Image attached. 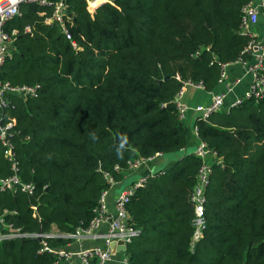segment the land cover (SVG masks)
Here are the masks:
<instances>
[{"label": "trees", "instance_id": "1", "mask_svg": "<svg viewBox=\"0 0 264 264\" xmlns=\"http://www.w3.org/2000/svg\"><path fill=\"white\" fill-rule=\"evenodd\" d=\"M247 1L102 0L89 7L66 0L77 48L44 21L50 7L22 2L5 22L11 56L1 78L40 84L36 96L12 97L4 111L14 122L18 175L35 190H0L4 219L30 232L87 226L108 177L122 182L135 159L182 151L189 128L174 97L186 80L207 90L219 84L221 64L237 59L249 40L240 31ZM195 125L197 139L214 152L202 236L192 239L191 201L202 160L183 153L126 203L140 229L128 261L264 264L263 101L243 100ZM3 152L0 146V177L11 174ZM67 241L48 239L51 246ZM40 246L36 238L0 241V264H56L57 255L38 253Z\"/></svg>", "mask_w": 264, "mask_h": 264}, {"label": "built area", "instance_id": "2", "mask_svg": "<svg viewBox=\"0 0 264 264\" xmlns=\"http://www.w3.org/2000/svg\"><path fill=\"white\" fill-rule=\"evenodd\" d=\"M88 6L93 7L102 0H87ZM36 3L39 6L51 8V13L44 18L46 23H56L64 36L71 42L74 48L78 47L77 42L73 39L67 20L70 17L66 12V0H0V146L4 148V157L10 163L11 174L6 177H0V190L24 191L33 194L35 185L31 182L23 181L19 175V162L16 156L14 143L11 136L14 133V122L6 120L4 111L12 100V97H34L38 94L40 84H14L1 78L2 66L7 58L11 56L9 33L5 29V22L8 18L19 15L22 3ZM260 7L264 17V0H260ZM240 13V31L246 34L249 40L242 49L241 55L233 60L221 64L219 84L225 83L223 91L213 92L211 100L207 104H196L189 107L183 101V95L187 86L206 89L203 82H194L191 80L184 81L180 90L174 97V103L179 118L182 120L187 109L192 108L197 112L196 121H207L211 114L221 109L227 92L231 91L233 85L238 79L227 83V69L233 64L240 65L246 73L251 76L248 89L241 97L236 98L232 106L240 104L243 100L253 98L256 102L263 101L264 104V36L259 37L254 32L252 26L259 19V5L248 0L241 7ZM29 30V27H26ZM194 135L196 144L193 153L202 160V164L196 175V183L191 194L194 216L192 218L194 232L192 239L197 241L206 227L205 203H206V185L209 182L212 173L210 161L214 157V152L210 151L206 143L197 139V126L194 124ZM155 156L141 157L129 163L130 171L138 166L146 164L155 159ZM149 175H139L129 184L121 188L116 194L114 207L111 209L107 202L108 189L116 182L112 177H108L110 182L109 188L103 190L98 199V204L94 209V215L89 224L84 227H77L70 232H61L57 229L50 231H22L15 228L7 222L3 215L0 214V241L8 238H36L40 241L41 246L38 253L49 251L54 252L58 259L56 264H107L113 259L114 254L111 252L110 243L112 241H121L125 248H119L121 261L123 264H130L128 261L127 247L134 237L140 234V229L133 226L132 218L126 210V203L134 195L136 190L145 185ZM50 238H66L68 241L62 246H51L48 242ZM83 240H101L100 243L89 247H83L76 251L70 250L68 245L72 242Z\"/></svg>", "mask_w": 264, "mask_h": 264}, {"label": "crops", "instance_id": "3", "mask_svg": "<svg viewBox=\"0 0 264 264\" xmlns=\"http://www.w3.org/2000/svg\"><path fill=\"white\" fill-rule=\"evenodd\" d=\"M253 3L259 5V19L258 21L252 26L254 32L257 36L262 37L264 36V17L262 13V8L260 7V0H252ZM238 79L237 83L233 85L231 91L227 92L224 98V103L221 107L222 110H228L229 107L232 106L233 102L236 98L241 97L242 94L248 89L251 76L244 71V69L238 65L233 64L229 66L227 69V83L233 82L234 80ZM225 89V83L217 84L214 89H203V88H195L193 86H187L183 95V101L189 106L192 107L196 104H207L211 100V96L213 92L223 91ZM197 117V112L194 111L192 108L187 109L182 118L184 124L187 125L189 128L188 135H187V142L186 147L180 151L179 153L174 154H159L156 156L155 159L143 164L141 166L136 167L135 169L131 170L129 174L124 178L122 182H116L113 186L108 189L107 192V202L111 209L114 207V200L116 194L129 184L132 180L137 178L139 175H150L157 170L168 169L172 165L176 163L180 155L183 153H193L196 138L194 135V124ZM101 240H83L80 242H72L68 245L70 250L76 251L83 247H89L94 244L100 243ZM120 252L118 250L115 252L113 259L110 260L107 264H123L121 261Z\"/></svg>", "mask_w": 264, "mask_h": 264}, {"label": "water", "instance_id": "4", "mask_svg": "<svg viewBox=\"0 0 264 264\" xmlns=\"http://www.w3.org/2000/svg\"><path fill=\"white\" fill-rule=\"evenodd\" d=\"M235 32H238V30H235ZM110 248H111V252L112 254H115V252L119 249V248H125V246L122 244L121 241H112L110 243Z\"/></svg>", "mask_w": 264, "mask_h": 264}, {"label": "clouds", "instance_id": "5", "mask_svg": "<svg viewBox=\"0 0 264 264\" xmlns=\"http://www.w3.org/2000/svg\"><path fill=\"white\" fill-rule=\"evenodd\" d=\"M13 2H15V0H13ZM92 139L95 140L97 139V137L95 136V134L92 135ZM126 142V137L122 138V143L120 145V148L122 149L124 147V143ZM122 153H120V150L118 149V155H120Z\"/></svg>", "mask_w": 264, "mask_h": 264}, {"label": "rangeland", "instance_id": "6", "mask_svg": "<svg viewBox=\"0 0 264 264\" xmlns=\"http://www.w3.org/2000/svg\"><path fill=\"white\" fill-rule=\"evenodd\" d=\"M120 256H121V254H120Z\"/></svg>", "mask_w": 264, "mask_h": 264}]
</instances>
